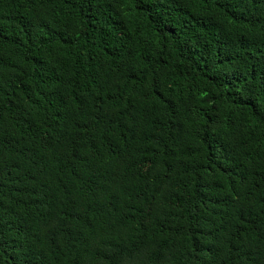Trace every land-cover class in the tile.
Segmentation results:
<instances>
[{
    "label": "trees",
    "instance_id": "1",
    "mask_svg": "<svg viewBox=\"0 0 264 264\" xmlns=\"http://www.w3.org/2000/svg\"><path fill=\"white\" fill-rule=\"evenodd\" d=\"M0 264H264V0H0Z\"/></svg>",
    "mask_w": 264,
    "mask_h": 264
}]
</instances>
